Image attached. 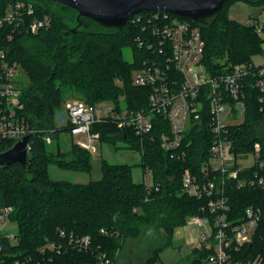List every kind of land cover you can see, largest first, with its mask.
<instances>
[{
  "label": "trees",
  "instance_id": "1",
  "mask_svg": "<svg viewBox=\"0 0 264 264\" xmlns=\"http://www.w3.org/2000/svg\"><path fill=\"white\" fill-rule=\"evenodd\" d=\"M11 1L0 0V18ZM26 1L34 5V16L49 14L51 25L31 33L27 24L34 16L28 15L18 25L5 24L0 29V52L4 51L8 61L16 62L27 77L26 82L19 77L21 95L14 110L33 134L27 167H0V211L12 207L10 220L18 227L14 242L0 236V264H119V254L127 243L137 240L148 242L145 258L139 259L145 264H164L160 253L173 244L176 230L184 227L191 216L200 215L211 222L215 219L207 198L190 196L182 188L185 169L198 175L201 162L209 155L213 140L210 116L202 114L186 133L185 158L172 156L162 148L160 136L163 130L168 131V123L160 116H154V128L143 141L131 129L120 130L109 123L93 126V131L100 132V140L121 139L140 152V166L151 172L150 186L134 181L133 166L106 161L100 180H51V164L69 170L90 169L91 153L77 144L72 143L66 152L59 145L55 151L49 148L60 131L68 130L67 126H58L68 100L112 102L136 111L148 108L150 88L134 84L133 73L152 56L145 45L138 43L150 12L132 16L121 29L81 17V26L72 32L79 24L78 11L50 0ZM237 1L264 6V0H226L220 13L200 23L173 15L199 27L205 41L202 63L210 73H225L234 65L254 62L253 57L263 53L264 38L257 22L241 23L228 16L230 8L225 11ZM47 3L62 5L64 18L49 11ZM137 16H142L140 21ZM126 47L132 50L131 61L124 57ZM246 101L244 121L229 128L236 154L251 152L255 142L264 145V111L258 103V91L247 86ZM47 136L52 137V143L46 142ZM14 143L1 140L0 152ZM226 194L230 208L227 218L232 225L250 206L264 212V184L240 187L236 179H229ZM85 236L91 239L87 247L71 241ZM50 243L58 250L43 252ZM213 253V246L193 247L189 264H208ZM227 253L230 264H264V219L249 243L238 250L232 247Z\"/></svg>",
  "mask_w": 264,
  "mask_h": 264
},
{
  "label": "built area",
  "instance_id": "2",
  "mask_svg": "<svg viewBox=\"0 0 264 264\" xmlns=\"http://www.w3.org/2000/svg\"><path fill=\"white\" fill-rule=\"evenodd\" d=\"M28 15H35L31 2L12 0L0 18V29L5 24L18 25ZM147 15L148 24L142 26L144 36L138 38V43L141 47L145 45L152 56L134 70L133 81L137 86L150 88L148 108L136 111L112 102L89 104L71 99L64 104L66 116H61L60 123L66 124L72 136H82L77 145L91 153L96 150L95 142L101 139L100 132L92 130L94 125L109 123L120 130L131 129L143 141L154 128V116H160L168 123V131L163 130L160 136L162 148L172 156L185 158L186 133L202 114L210 116L213 140L209 155L201 162L198 175L185 169L182 188L190 196L207 198V207L215 215L213 222L200 215L189 218V224L201 230L195 247L213 246L214 253L208 257V264H230L227 250L232 247L238 250L249 243L256 227L264 219L261 209L250 206L243 218L232 225L227 218L230 208L226 194L229 179H236L240 187L264 184V145L255 142L251 152L236 154L229 137L230 126L244 121L247 86L258 91V103L264 111V64L243 63L228 68L225 73H210L202 63L205 41L199 27L173 17L171 13L152 12ZM141 17L137 16V21ZM50 25L51 16L44 14L42 17L34 16L27 27L29 32L36 33ZM257 29L262 33L261 23L257 24ZM0 58L3 78L0 84V141L16 142L32 133L14 110L19 106L21 95V69L16 62L7 60L4 51L0 52ZM46 142L52 143V137L47 136ZM249 160L250 163L246 164ZM147 172L151 173L149 170L144 172V182L150 186L152 181L146 182ZM12 211V207L0 211V236L14 242L15 235L6 229L12 222L9 216ZM71 241L81 248L91 243L89 236ZM47 249L58 250V247L50 243L42 251Z\"/></svg>",
  "mask_w": 264,
  "mask_h": 264
},
{
  "label": "rangeland",
  "instance_id": "3",
  "mask_svg": "<svg viewBox=\"0 0 264 264\" xmlns=\"http://www.w3.org/2000/svg\"><path fill=\"white\" fill-rule=\"evenodd\" d=\"M45 7L55 14L58 18H64L66 12L62 5L57 3H47ZM230 8V10H229ZM228 11V16L231 19H235L244 24L264 23V6H258L256 4L246 3L244 1H237L232 3V6L225 8ZM87 27H91L92 24H86ZM261 37L264 38V34ZM263 53L253 57V61L256 65L264 64V43L262 45ZM124 57L131 61L133 59L132 50L130 47L124 48ZM20 80L26 82L27 77L25 73L21 71ZM122 108H125L124 104H121ZM62 118L66 116V112L63 109L61 112ZM225 117V115H224ZM60 129L65 127L66 124H61L60 119L58 121ZM82 136H72L68 130H62L59 132L58 139L55 138L52 145H49L51 150H56L58 145L63 152L70 150L72 143L77 144ZM129 144L121 139L116 141H102L95 142L96 150L91 151L90 169L88 171L69 170L62 169L56 164H51L48 167V174L51 180L54 181H69L75 183H88L92 180H100L103 177V165L104 162L111 164H129L133 166V179L135 182L144 181V169L140 166L141 155L140 152L128 147ZM251 160L246 161L249 164ZM146 182H151V173H146ZM7 231L12 235L18 234L17 224L11 222L7 226ZM199 227L196 225H190L189 222L182 228H178L175 232L173 244L164 249L160 253V258L164 264H189L193 259L191 250L193 246H190L191 242H187V235L190 239H195L198 234ZM147 240L136 242H128L125 246L124 252L119 254V264H145L144 258L146 256V244ZM133 251L134 254L131 252ZM143 257V259H139Z\"/></svg>",
  "mask_w": 264,
  "mask_h": 264
},
{
  "label": "water",
  "instance_id": "4",
  "mask_svg": "<svg viewBox=\"0 0 264 264\" xmlns=\"http://www.w3.org/2000/svg\"><path fill=\"white\" fill-rule=\"evenodd\" d=\"M78 11L80 18L91 19L105 27L123 28L129 19L142 12H166L200 23L220 13L226 0H50ZM248 1V0H247ZM33 134L16 141L8 150L0 152V167L18 164L27 167L29 143Z\"/></svg>",
  "mask_w": 264,
  "mask_h": 264
},
{
  "label": "crops",
  "instance_id": "5",
  "mask_svg": "<svg viewBox=\"0 0 264 264\" xmlns=\"http://www.w3.org/2000/svg\"><path fill=\"white\" fill-rule=\"evenodd\" d=\"M200 233H201V230L199 228L198 229V234H197L195 239H190L189 235H187V237H188L187 242H189V243L191 242L190 246L195 247L197 245V241H198V239L200 237Z\"/></svg>",
  "mask_w": 264,
  "mask_h": 264
}]
</instances>
